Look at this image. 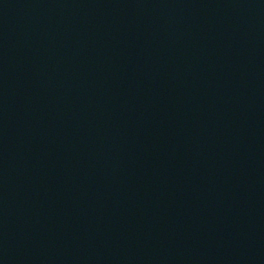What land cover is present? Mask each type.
Returning <instances> with one entry per match:
<instances>
[{
  "label": "water",
  "instance_id": "obj_1",
  "mask_svg": "<svg viewBox=\"0 0 264 264\" xmlns=\"http://www.w3.org/2000/svg\"><path fill=\"white\" fill-rule=\"evenodd\" d=\"M0 264H264V0H0Z\"/></svg>",
  "mask_w": 264,
  "mask_h": 264
}]
</instances>
